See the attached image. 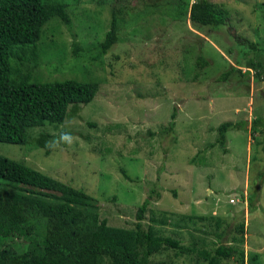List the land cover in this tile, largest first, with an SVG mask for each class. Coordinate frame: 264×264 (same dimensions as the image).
Here are the masks:
<instances>
[{
	"label": "rangeland",
	"instance_id": "obj_1",
	"mask_svg": "<svg viewBox=\"0 0 264 264\" xmlns=\"http://www.w3.org/2000/svg\"><path fill=\"white\" fill-rule=\"evenodd\" d=\"M209 1L228 15L207 35L176 17L181 0L69 2L68 28L58 19L43 26L38 67L28 66L31 81L95 82L97 93L62 125L29 131V138L52 136L49 155L3 143L0 155L91 195L108 226L152 228L191 250L178 256L167 249L154 262L207 264L200 252L232 245L243 223V262L219 264H264V135L254 124L264 118V82L254 81L256 65H264V0ZM111 7L123 22L117 41L98 55ZM73 42L84 58L72 55ZM198 57L207 65H198ZM233 67L227 82L217 81ZM227 121L243 127L226 133L224 153L216 129ZM148 199L139 221L137 209Z\"/></svg>",
	"mask_w": 264,
	"mask_h": 264
},
{
	"label": "trees",
	"instance_id": "obj_2",
	"mask_svg": "<svg viewBox=\"0 0 264 264\" xmlns=\"http://www.w3.org/2000/svg\"><path fill=\"white\" fill-rule=\"evenodd\" d=\"M69 2L82 0H0V143L28 144L31 149H41L49 155L52 136L40 133L29 138V131L44 125H62L69 112L77 115L79 106L90 103L97 93L95 82L31 81L33 71L28 66L38 67L43 26L58 19L68 28ZM175 14L179 19H187L192 29L208 31L207 35L225 24L228 11L209 0H181ZM120 19V11L111 7L109 29L95 47L98 55L106 54L117 41L123 22ZM73 44L72 55L84 58L83 48ZM248 45L257 51L255 44ZM196 62L207 65L202 57ZM256 67L259 69L254 81L259 84L264 82V65ZM235 70L233 67L225 71L217 81L227 82ZM175 114L170 116L169 129L174 125ZM254 124L261 127L259 133L264 135V118ZM242 127L243 123L231 121L217 127L215 143L224 153L226 133ZM261 148L264 153V136ZM148 202L149 199L145 200L137 209L139 221ZM97 210L98 200L83 190L0 155V264H103L105 260L109 264H163L150 258L167 249L177 250L178 256L191 251L177 240L156 234L152 228L144 230L137 225L135 230H129L108 226ZM210 218L182 216L181 220ZM234 230L231 242L236 245L219 243L213 250L200 252L207 264L231 258L243 262L244 251L239 246L244 243V224L239 223ZM216 234L221 241L223 235L217 231Z\"/></svg>",
	"mask_w": 264,
	"mask_h": 264
}]
</instances>
